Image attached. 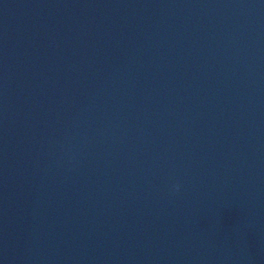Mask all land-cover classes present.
I'll use <instances>...</instances> for the list:
<instances>
[{
  "label": "water",
  "instance_id": "1",
  "mask_svg": "<svg viewBox=\"0 0 264 264\" xmlns=\"http://www.w3.org/2000/svg\"><path fill=\"white\" fill-rule=\"evenodd\" d=\"M0 264H264V0H0Z\"/></svg>",
  "mask_w": 264,
  "mask_h": 264
}]
</instances>
